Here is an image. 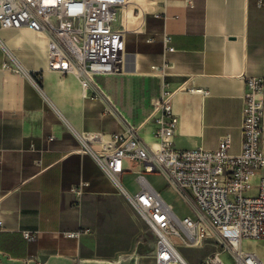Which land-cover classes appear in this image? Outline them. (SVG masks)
<instances>
[{
  "label": "crops",
  "instance_id": "obj_1",
  "mask_svg": "<svg viewBox=\"0 0 264 264\" xmlns=\"http://www.w3.org/2000/svg\"><path fill=\"white\" fill-rule=\"evenodd\" d=\"M118 28L125 70L97 77L100 89L50 69L44 33L0 30V258L7 264H157L104 254L102 234H121L126 215L81 142L133 126L155 143L153 100L171 97L177 149L215 150L228 139L230 153L242 151L246 81L264 78V0H128ZM169 35L173 52L164 45ZM9 51L21 72L4 67ZM126 170L137 177L144 169L128 160ZM84 230L78 239L64 235Z\"/></svg>",
  "mask_w": 264,
  "mask_h": 264
},
{
  "label": "built area",
  "instance_id": "obj_2",
  "mask_svg": "<svg viewBox=\"0 0 264 264\" xmlns=\"http://www.w3.org/2000/svg\"><path fill=\"white\" fill-rule=\"evenodd\" d=\"M128 0H0V30L29 27L49 38L48 60L52 70L75 74L87 89L96 78L125 70L124 32L118 28ZM172 37L164 38L167 51L175 49ZM4 67L15 73L21 65L9 51ZM243 144L239 154L230 153V141L215 150H180L174 146L179 118L171 97L153 100L156 142L147 143L130 126L109 138L83 137L84 150L91 153L101 170L146 224L156 242L157 264H191L181 248L211 249L199 264H264V255L251 251L249 241L264 240V171L261 151L264 114V78L246 81ZM99 88V87H98ZM100 89V88H99ZM208 96L209 91L189 89ZM86 140V141H85ZM95 140L94 151L87 141ZM143 165L137 175L140 190L131 194L122 182L126 162ZM158 173L170 190L186 204L188 214L179 217L173 206L149 183L145 175ZM83 195L82 187L72 189ZM2 222H0V226ZM88 230L64 235L78 239ZM28 240H34L26 233ZM173 238H176V243Z\"/></svg>",
  "mask_w": 264,
  "mask_h": 264
},
{
  "label": "rangeland",
  "instance_id": "obj_3",
  "mask_svg": "<svg viewBox=\"0 0 264 264\" xmlns=\"http://www.w3.org/2000/svg\"><path fill=\"white\" fill-rule=\"evenodd\" d=\"M135 1V0H132ZM132 9V8H131ZM125 11V10H124ZM264 174V171H261ZM149 183L162 195L167 203L173 206L175 213L179 217H185L188 214L186 204L178 195L169 189L165 179L158 173H149L145 175ZM122 182L131 194H136L140 190L137 177L131 173H125ZM119 209L125 216L120 220L121 230L114 234L115 230L110 229L102 234L103 252L117 260L132 261L147 260L155 262L153 251L155 246V236L152 234L146 224L136 215L134 209L128 204L123 195H120ZM256 246L264 252V240H258ZM251 247V245H249ZM183 254L191 264H199L207 256L211 249L204 250L181 248ZM1 264H7L4 259L0 258Z\"/></svg>",
  "mask_w": 264,
  "mask_h": 264
},
{
  "label": "bare ground",
  "instance_id": "obj_4",
  "mask_svg": "<svg viewBox=\"0 0 264 264\" xmlns=\"http://www.w3.org/2000/svg\"><path fill=\"white\" fill-rule=\"evenodd\" d=\"M173 240L177 243L178 240L176 238H173ZM258 241V240H257ZM257 241H249V242H246L245 245H251V251L253 252H256V253H261L264 255V252L262 250H260L256 245V242Z\"/></svg>",
  "mask_w": 264,
  "mask_h": 264
}]
</instances>
